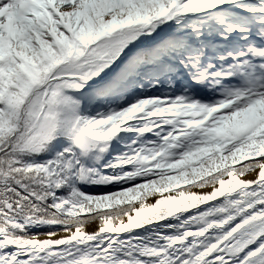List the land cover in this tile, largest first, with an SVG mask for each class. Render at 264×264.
Masks as SVG:
<instances>
[{"label": "snow or ice", "instance_id": "obj_1", "mask_svg": "<svg viewBox=\"0 0 264 264\" xmlns=\"http://www.w3.org/2000/svg\"><path fill=\"white\" fill-rule=\"evenodd\" d=\"M0 264H264V0H0Z\"/></svg>", "mask_w": 264, "mask_h": 264}, {"label": "bare ground", "instance_id": "obj_2", "mask_svg": "<svg viewBox=\"0 0 264 264\" xmlns=\"http://www.w3.org/2000/svg\"><path fill=\"white\" fill-rule=\"evenodd\" d=\"M94 227V226H93Z\"/></svg>", "mask_w": 264, "mask_h": 264}]
</instances>
